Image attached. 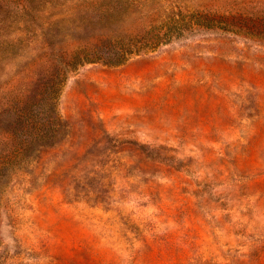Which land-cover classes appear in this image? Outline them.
<instances>
[{
  "label": "rangeland",
  "instance_id": "obj_1",
  "mask_svg": "<svg viewBox=\"0 0 264 264\" xmlns=\"http://www.w3.org/2000/svg\"><path fill=\"white\" fill-rule=\"evenodd\" d=\"M150 26L69 73L60 133L0 181V264H264V0H0V110L44 37Z\"/></svg>",
  "mask_w": 264,
  "mask_h": 264
},
{
  "label": "trees",
  "instance_id": "obj_2",
  "mask_svg": "<svg viewBox=\"0 0 264 264\" xmlns=\"http://www.w3.org/2000/svg\"><path fill=\"white\" fill-rule=\"evenodd\" d=\"M150 27L123 37L99 30L78 37L73 49L65 47L63 39L50 42L44 37L27 66L35 78L12 86L11 99L0 110V181L15 169L38 162L43 150L51 146L47 141L60 133L64 123L56 102L69 73L87 62L121 63L168 38L165 30Z\"/></svg>",
  "mask_w": 264,
  "mask_h": 264
}]
</instances>
